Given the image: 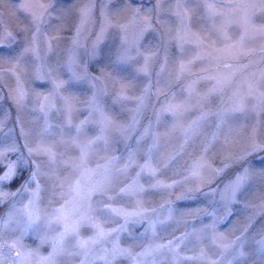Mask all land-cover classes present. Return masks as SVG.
Returning <instances> with one entry per match:
<instances>
[{
	"label": "rangeland",
	"instance_id": "rangeland-1",
	"mask_svg": "<svg viewBox=\"0 0 264 264\" xmlns=\"http://www.w3.org/2000/svg\"><path fill=\"white\" fill-rule=\"evenodd\" d=\"M209 5L215 15L208 13ZM82 9L88 10L83 22ZM185 9L190 20L182 23ZM42 13L44 22L34 23V17ZM0 44L5 45L0 47V119L4 120L0 127V153H4V170L9 161L20 155V151H7L12 144L27 156L25 144L36 148L40 142L45 122L40 109L45 96L52 94L55 105L48 114L53 124L52 135L46 137L49 143L59 141L60 129L56 125L64 123L62 96L72 98L73 123L88 115L87 102L96 89L88 79H73L71 64L81 75L87 70L104 91L105 111L115 121L110 133L111 155L126 157L129 148L137 149V136L150 124L151 131L159 135V146L152 157L158 168L156 176L144 175L140 181L146 189L142 194L143 206L149 209L151 217L156 216L152 209L162 214L169 207L172 209V218L157 226L156 241L166 243L193 233L186 242L191 250H185L188 255L203 247L210 254L216 253L213 258H217L227 249L221 264L229 259L232 264H264V252L257 243L264 238V215L257 214L264 206V151L247 156L245 165L251 172L248 182L233 201L224 199L226 185L238 171H243L240 165L225 168V164L244 155L253 144L264 147V0H0ZM124 48H131L133 58L117 64ZM93 49L95 57L90 55ZM145 57L150 59L147 71H142ZM38 73L47 79L38 80ZM53 81L64 82L59 92L54 91ZM188 85L193 89L191 110L177 117L165 113L157 124V113L173 95L177 101L185 99ZM18 88L24 92L19 104ZM121 95L124 98L118 99ZM141 97L144 104L137 114ZM241 100L244 111L233 114L232 109ZM201 111L226 113L227 118L217 133V116L210 115L185 143L184 129ZM133 116L139 123L132 138L126 140L118 129ZM97 130L95 125L86 128L89 135ZM213 133H217L215 140ZM150 144L151 136L141 142L138 165L147 158ZM56 150L64 160L79 154L60 143ZM102 156L103 152L93 154L89 167L104 163ZM36 159L42 162L41 169L46 173L39 177L40 207L51 212L62 203L53 194V181L76 174L63 165L47 164L45 156ZM119 163L122 166L124 161ZM218 169H222L219 175ZM194 170L199 175H193ZM29 171H21L15 183L3 186L4 191L15 192ZM137 171L139 167L135 165L130 168L126 177L115 182L114 190L130 182ZM156 182L178 183L172 188H151ZM185 193L188 199L177 198ZM27 195L9 197L0 204V217L7 219L9 212L19 215L18 210L28 202ZM120 203L129 209L135 206V201L128 198L118 200L117 204ZM250 222L251 227L245 230ZM117 226L118 223L104 224L105 228ZM147 226L145 221L129 227L139 238ZM81 234L90 236L92 229L83 228ZM17 235L5 230L6 238ZM23 243L32 249L39 247L42 256L51 252L50 244L40 246L39 238L32 235L26 236ZM131 243V238L121 235L122 246ZM236 245L243 255L233 259ZM3 251L8 256L10 250L5 247ZM134 251L141 249L136 247ZM14 255L12 252L11 256ZM77 260L61 257V264H76ZM5 264H10V257Z\"/></svg>",
	"mask_w": 264,
	"mask_h": 264
},
{
	"label": "snow or ice",
	"instance_id": "snow-or-ice-1",
	"mask_svg": "<svg viewBox=\"0 0 264 264\" xmlns=\"http://www.w3.org/2000/svg\"><path fill=\"white\" fill-rule=\"evenodd\" d=\"M47 12V10H45ZM210 15H215L213 7L208 6L207 9ZM88 10H81L82 22L87 18ZM44 14L40 17H34V23H43ZM190 20L188 10L185 9L181 17L182 23ZM39 30V29H37ZM178 35L182 34L178 33ZM5 45L0 44V47ZM138 51V50H137ZM139 54V52H138ZM95 57L96 51L90 53ZM131 48H124L119 54L116 61L117 64L126 63L132 59ZM150 57H145V66L142 71H147V65ZM183 68V65H181ZM69 70L73 73V79L90 80L92 87L96 89L93 95L87 102L88 115L79 123H73L72 114L75 110L72 103V98L62 96L64 101V123L56 125L60 129L59 141L53 140L47 142L46 137L52 135L50 131L53 124L48 119L49 112L55 107L53 96H45L41 103V111L44 113V127L41 132V140L36 148L25 144L27 156L24 155L17 145L12 144L7 151L17 152L20 155L15 160L9 161L5 168L4 153H0V204H3L9 197L23 195L27 193V204L24 205L19 215L16 212H9L7 219L0 217V264H5V261L10 257V264H61V257L78 258L76 264H120L122 261H128L129 264H164L165 261H170V264H183L184 261H192L194 264H221L224 259L222 250L219 257L216 253H209L205 248H200L198 252H193L191 255L186 254L188 249L189 238L193 233H185L182 236L175 237L172 240L157 242V226L165 225L172 218V209L169 207L165 210L166 214L159 213L156 209L151 211L156 213L155 218L149 215V209L143 206V193L146 191L141 184V177L147 175L155 177L158 168L153 165L152 157L154 150L159 146V135L151 131V124L144 129L136 138L137 149H128L126 157H117L111 155L109 150L113 143V137L110 135L115 121L105 111L103 95L104 91L100 88L96 80L87 74V70L83 75L76 72L75 68L69 64ZM164 67L161 66V71ZM38 80H45L47 77L40 73L36 77ZM180 79V76H177ZM54 91L59 92L63 87L64 82L59 83L53 81ZM148 90L146 89V92ZM187 96L185 99L177 101L175 95L168 100L167 106L162 107L156 115V123L159 124L162 116L165 113L177 117L185 111L191 110V97L193 89L191 85L185 89ZM20 103L24 98L22 88H18ZM124 98L123 95L118 99ZM2 99V97H0ZM144 98H140V103L137 106L136 112L140 113L143 108ZM244 111V101H238L237 105L232 109V113ZM210 115L217 116V133L227 118L226 113H208L201 111L200 115L191 121L187 128L184 129L183 135L185 143L192 135L197 133L202 124L209 119ZM7 117H5L6 119ZM4 120L0 119V127L3 126ZM139 123L136 116H133L131 121L126 125H121L118 129L119 134L124 139H131L136 132V125ZM89 125H95L98 129L95 134L89 135L86 128ZM72 129H75L73 132ZM217 133H213L212 139L215 140ZM151 136V144L146 152V159L142 165L137 164V150L141 142ZM57 143L67 145L70 148L78 150V155L70 160L60 159L61 153L56 150ZM256 151H264V147L253 144L244 155L232 160L230 164H225V168L231 165H240L243 171H238L235 174V179L231 180L226 185V202L234 200L236 194L248 182L251 172L249 167L245 165L247 156L252 155ZM98 152H103L102 159L104 163L97 164L95 168L89 167L90 157ZM47 157V164L52 166L63 165L70 168L72 175L66 176L63 179L53 181V194L58 195L62 201L58 207H53L51 212H44L40 207V192L41 186L39 177L45 175L41 169V161L36 157ZM124 161L123 165L119 163ZM34 167H31L33 166ZM139 167L135 177L131 178L130 182L124 183L118 190H114L115 182L120 177H126L128 170L133 166ZM30 169L28 177L20 184L15 192L4 191L3 186L13 182L21 171ZM55 171V169H53ZM222 169L217 170V175ZM193 175H199L198 170L193 171ZM51 178V176H50ZM211 182V181H209ZM178 183V182H174ZM35 184V188L32 185ZM174 184L163 185L160 182L151 184L150 187L158 189L161 187L172 188ZM59 189V192H56ZM125 198L135 201V206L128 208L123 206V203L117 204V201L123 202ZM178 199H188V194H182ZM13 207H15L13 205ZM258 215H264V206L260 207ZM118 218V219H117ZM226 219V217H225ZM118 220H122L119 223ZM148 221V226L145 231L137 238L133 233L130 225H140ZM105 223H118L117 227L105 228ZM11 226V227H10ZM247 227H251V222ZM90 228L92 234L84 237L81 234V229ZM5 230L11 233H18L14 238H6ZM126 234L132 239L133 243L122 246L121 235ZM149 234L150 237H149ZM32 235L39 238L40 246L50 244L51 252L47 256H42L39 252V247L32 249L23 243L26 236ZM147 238V239H146ZM199 239V236H197ZM215 243V241H213ZM260 246V251L264 252V238L257 241ZM8 248L9 254L5 256L4 248ZM139 247L141 251L136 252L134 248ZM233 259L243 255L239 251V246H235ZM14 252V257L11 253ZM226 264H232V260L226 261Z\"/></svg>",
	"mask_w": 264,
	"mask_h": 264
},
{
	"label": "trees",
	"instance_id": "trees-1",
	"mask_svg": "<svg viewBox=\"0 0 264 264\" xmlns=\"http://www.w3.org/2000/svg\"><path fill=\"white\" fill-rule=\"evenodd\" d=\"M13 183H15V182L10 183V185H12Z\"/></svg>",
	"mask_w": 264,
	"mask_h": 264
}]
</instances>
